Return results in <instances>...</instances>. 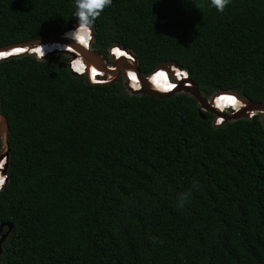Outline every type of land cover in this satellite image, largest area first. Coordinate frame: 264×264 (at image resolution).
Masks as SVG:
<instances>
[{"label":"trees","instance_id":"16d2710c","mask_svg":"<svg viewBox=\"0 0 264 264\" xmlns=\"http://www.w3.org/2000/svg\"><path fill=\"white\" fill-rule=\"evenodd\" d=\"M74 11V0H0V47L46 38ZM91 32L102 56L124 48L141 74L169 61L207 97L264 101V0L223 12L210 0H112ZM48 52L0 59V223L11 224L0 264H264L258 114L213 126L185 92L89 84Z\"/></svg>","mask_w":264,"mask_h":264},{"label":"water","instance_id":"95a60500","mask_svg":"<svg viewBox=\"0 0 264 264\" xmlns=\"http://www.w3.org/2000/svg\"><path fill=\"white\" fill-rule=\"evenodd\" d=\"M78 24V21L64 26L58 29L55 33L51 34L46 38L40 39H33L23 42H17L12 44H7L0 47V59H4L8 56L12 55H22V54H34L32 50L41 43H48L52 41H57L62 44L68 45L70 50H55L50 51L48 54L51 53H63L70 56L66 62H60V67H67L69 68V61L72 57L77 56L79 57L86 65V67L94 66L97 70L101 72V75H96V78L88 76L87 68L85 72L81 75L84 78V82L89 84H102L108 83L111 81H116L118 77H122V86L124 90L129 94H146L149 96H153L156 98L166 97L173 92L182 91L187 93L188 95L192 96L197 104L198 113L201 117H203L202 111L210 112L213 115L211 120V124L216 126L214 123L216 118H220L221 122L229 119H237V118H250L253 114H258L260 116L261 123L264 125V101L263 102H251L245 98L238 97L235 94H232L229 91H222L218 90L211 94L209 97L203 95L198 88V85L190 78H188L187 73L185 70L180 69L174 64L173 62L164 61L157 64L148 74H141L136 68V60L133 55V59L131 61H127L125 57L118 58L114 57L112 54H108V57L102 56L96 48L91 46V39L88 41V48L83 47L82 45L74 42L70 38H63L62 32L75 29ZM92 36V32H91ZM113 46V45H112ZM116 46V45H114ZM111 49V46H108L107 51ZM125 50L124 48H121ZM11 51H15L10 53ZM59 51V52H56ZM127 51V50H125ZM131 53V52H130ZM163 69L166 72L168 77H171L174 81V85L169 87V90L166 92L159 91L155 89L151 82H149V78L156 73V69ZM173 69H177L179 73L178 76L175 74ZM71 74L78 75L75 72L69 70ZM134 76L135 80H137L138 86L134 88L133 84H135L131 78L130 74ZM176 75V76H175ZM187 81L188 85H183V82ZM226 92L230 93L233 96H236L239 100L240 106L237 108H229L228 112H222L220 109L215 108L214 100L216 97L220 95V93ZM250 115V116H248ZM6 134H7V123L5 117L0 114V175L2 177V183L0 187L4 184L6 180L5 169L7 165V156H8V146L6 142ZM9 222L0 223V252H1V242L7 235L10 229ZM5 226L6 229L4 232H1V228Z\"/></svg>","mask_w":264,"mask_h":264},{"label":"bare ground","instance_id":"6f19581e","mask_svg":"<svg viewBox=\"0 0 264 264\" xmlns=\"http://www.w3.org/2000/svg\"><path fill=\"white\" fill-rule=\"evenodd\" d=\"M74 29H71V30H67V31H64L62 32V37L63 38H69L65 35V33H68L70 31H73ZM71 39V38H70ZM74 42L82 45L83 47H86L88 48V41L89 39H87L84 35H79L75 40H73ZM50 46V48H48ZM36 49H39L40 51L37 52L35 51ZM70 50V48L68 47V45H65V44H62L60 42H57V41H52V42H48V43H41V44H38L33 50L32 52L33 53H40L42 51H45V50H50V51H55V50ZM12 53L15 52V51H11ZM110 54H112L114 57H117L118 58H122V57H127V52L125 50H117V49H114V48H111L110 49ZM3 54V53H0V55ZM71 68H73L75 71H78L80 73H83L85 72L86 68H87V73H88V76L91 77L93 75V78L95 79L96 78V75H101V72L99 70H97L94 66H89V67H86L85 63L77 56H74L71 58ZM156 70H161V72L163 73V69H156ZM173 71H175V74L178 76L179 74H182V73H179L177 71V69H173ZM158 72V71H157ZM156 72V73H157ZM155 73V74H156ZM130 74V78L134 81H136L134 79V76L132 75V73H129ZM153 74V75H155ZM153 75L148 79L149 82L153 83L152 86L155 88V89H158L159 91H162V92H167L169 90V87L173 86V84L171 82H169L167 79L166 80H162L160 82H153L152 81V77ZM163 75L165 76V74L163 73ZM175 75V76H176ZM136 84V85H135ZM131 86H133L134 88H137L136 86L138 85L137 83H135ZM214 105H215V108H218V109H221V108H224L225 106H229L231 108H237L239 106V103L237 100H235L234 96L231 95L230 93H226V92H222L220 93V95L218 97L215 98L214 100ZM0 181H2V177L0 175Z\"/></svg>","mask_w":264,"mask_h":264},{"label":"clouds","instance_id":"9594fccd","mask_svg":"<svg viewBox=\"0 0 264 264\" xmlns=\"http://www.w3.org/2000/svg\"><path fill=\"white\" fill-rule=\"evenodd\" d=\"M74 2H75V11L73 12L72 16L77 19L78 24L73 31L65 33V35L71 38L72 40H75L79 35L87 34L90 40L91 39V29L96 19L101 15V13L106 7L111 5L112 0H74ZM228 3H229V0H210V5L212 7H215L216 10L219 12H223L224 8L226 7ZM109 51L110 50L107 51V55L110 54ZM82 74H79V75H82ZM234 98L239 103L238 98L236 96H234ZM239 106H240V103H239ZM225 107H224L225 109L221 108L220 110L222 112H225V110H228L229 108L231 109V107L229 106H225ZM220 122H221V119H220ZM190 195H191L190 191L181 193L177 197L178 207H181V208L184 207V202L189 198Z\"/></svg>","mask_w":264,"mask_h":264},{"label":"built area","instance_id":"2783aa9c","mask_svg":"<svg viewBox=\"0 0 264 264\" xmlns=\"http://www.w3.org/2000/svg\"><path fill=\"white\" fill-rule=\"evenodd\" d=\"M127 52V57H126V59H127V61H131L132 59H133V54L132 53H130V51H126ZM69 69H71L72 71H75L73 68H71V60L69 61ZM159 71V70H158ZM163 71V73L165 74V78L169 81V82H171L173 85H174V81L172 80V78L171 77H168L167 75H166V72H165V70H162ZM78 75L79 74H82V73H80V72H78V71H75ZM157 72V71H156ZM135 79V78H134ZM156 79V78H155ZM157 81L158 82H160V80L159 79H157ZM134 83H137V80L136 81H133ZM183 85H188V82L187 81H184L183 82ZM138 86V85H137ZM226 108V107H225ZM224 108V109H225ZM248 116H250V115H248ZM251 117V116H250ZM214 123L216 124V125H218L219 123H220V118H216L215 119V121H214Z\"/></svg>","mask_w":264,"mask_h":264},{"label":"rangeland","instance_id":"374dc122","mask_svg":"<svg viewBox=\"0 0 264 264\" xmlns=\"http://www.w3.org/2000/svg\"><path fill=\"white\" fill-rule=\"evenodd\" d=\"M56 52H59V51H56ZM59 53H60V52H59ZM61 54H63V53L61 52ZM63 55L66 56L67 60L70 59V56H69V55H67V54H63ZM228 111H229V110H225V112H228Z\"/></svg>","mask_w":264,"mask_h":264},{"label":"snow or ice","instance_id":"6c2138e0","mask_svg":"<svg viewBox=\"0 0 264 264\" xmlns=\"http://www.w3.org/2000/svg\"><path fill=\"white\" fill-rule=\"evenodd\" d=\"M35 51L39 52L40 50L39 49H36ZM0 183H2V181H0Z\"/></svg>","mask_w":264,"mask_h":264},{"label":"flooded vegetation","instance_id":"af4514ba","mask_svg":"<svg viewBox=\"0 0 264 264\" xmlns=\"http://www.w3.org/2000/svg\"><path fill=\"white\" fill-rule=\"evenodd\" d=\"M49 47H50V46H49ZM106 57H108L107 54H106ZM1 230H2V228H1ZM1 232H2V231H1Z\"/></svg>","mask_w":264,"mask_h":264}]
</instances>
